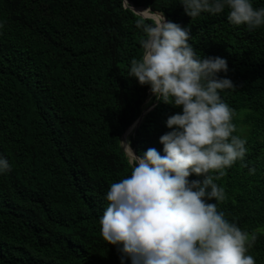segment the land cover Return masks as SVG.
I'll use <instances>...</instances> for the list:
<instances>
[{
    "label": "trees",
    "instance_id": "1",
    "mask_svg": "<svg viewBox=\"0 0 264 264\" xmlns=\"http://www.w3.org/2000/svg\"><path fill=\"white\" fill-rule=\"evenodd\" d=\"M131 6L189 27L198 56L227 61L234 88L220 95L247 151L214 180L225 192L217 210L249 233L247 254L264 264V26L231 25L227 10L191 21L178 0H0V156L10 165L0 174V264H120L99 217L109 185L131 172L123 135L157 102L128 77L142 55ZM179 111L156 103L130 137L138 155H163L159 137Z\"/></svg>",
    "mask_w": 264,
    "mask_h": 264
},
{
    "label": "clouds",
    "instance_id": "2",
    "mask_svg": "<svg viewBox=\"0 0 264 264\" xmlns=\"http://www.w3.org/2000/svg\"><path fill=\"white\" fill-rule=\"evenodd\" d=\"M178 3L191 21L227 10L231 25L249 31L264 26V8H254L252 0ZM136 26L142 55L131 60L128 77L148 86L157 102L181 111L165 121L170 131L159 137L163 155L155 148L139 155L131 151L130 175L111 183L104 196L100 235L115 246L120 264H255L247 254L249 233L217 210L225 192L214 180L247 151L246 140L233 134L234 113L220 95L234 88L227 61L198 56L189 27L163 15L151 23L142 17ZM9 168L0 156V174ZM192 175L199 179L189 180Z\"/></svg>",
    "mask_w": 264,
    "mask_h": 264
},
{
    "label": "water",
    "instance_id": "3",
    "mask_svg": "<svg viewBox=\"0 0 264 264\" xmlns=\"http://www.w3.org/2000/svg\"><path fill=\"white\" fill-rule=\"evenodd\" d=\"M127 3H128V0H125V5H127ZM130 9H131L135 14H137V15L143 17V18H152V19H154L155 22H156V21H159V19L156 18L155 15L157 14L159 17L162 15V14H160V13L151 14V15H145V14H142V13L138 12V9H139V8L134 7V6H131ZM148 10L150 11V9H148ZM163 17H164V16H163ZM164 19H165V17H164ZM165 20H166V19H165ZM156 103H157V102H156ZM156 103H154V104H153L152 106H150V107H146V108L143 110V112H142L141 116L139 117V119L136 121V123L131 127V128H133V129H132V132H133V133H132V136H133V137L135 136V134H136V130H137L138 127L140 126V123L142 122V119L144 118V116H145L149 111H151V110L155 107ZM129 129H130V128H129ZM129 129H128V130H129ZM128 130H127V131H128ZM127 131H126V133H127ZM126 133H125V134H126ZM125 134H124V135H125ZM124 135H123V137H122V140L124 139ZM130 147H131V150L133 151V153H134L135 155H138L136 149L133 148V147L131 146V144H130ZM124 150H125V149H124ZM125 152H126L127 156H128L129 159H130V156H129V154L127 153L126 150H125Z\"/></svg>",
    "mask_w": 264,
    "mask_h": 264
},
{
    "label": "rangeland",
    "instance_id": "4",
    "mask_svg": "<svg viewBox=\"0 0 264 264\" xmlns=\"http://www.w3.org/2000/svg\"><path fill=\"white\" fill-rule=\"evenodd\" d=\"M141 13L142 14H147V15H151L150 13L151 12H149V10L148 9H146V10H142L141 11ZM152 95V94H151ZM132 130L130 131V133H129V135L127 136V138H124L123 140H122V145H123V148L127 151V153H128V150L129 149H131V147H130V137L132 136ZM129 154V153H128ZM131 159V158H130Z\"/></svg>",
    "mask_w": 264,
    "mask_h": 264
},
{
    "label": "bare ground",
    "instance_id": "5",
    "mask_svg": "<svg viewBox=\"0 0 264 264\" xmlns=\"http://www.w3.org/2000/svg\"><path fill=\"white\" fill-rule=\"evenodd\" d=\"M142 10H145V9H142V8H139L138 9V12H140L141 13V11ZM150 12V11H149ZM156 16H158L157 14H156ZM159 17V16H158ZM160 18V17H159ZM133 128H130L128 131H127V133L124 135V138H127V136L129 135V133H130V131L132 130ZM131 149H129L128 150V153H129V156H130V158H132V153H131ZM133 152V151H132Z\"/></svg>",
    "mask_w": 264,
    "mask_h": 264
}]
</instances>
